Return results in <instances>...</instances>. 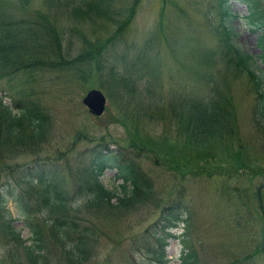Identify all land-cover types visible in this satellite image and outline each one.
I'll return each instance as SVG.
<instances>
[{"label": "rangeland", "instance_id": "374dc122", "mask_svg": "<svg viewBox=\"0 0 264 264\" xmlns=\"http://www.w3.org/2000/svg\"><path fill=\"white\" fill-rule=\"evenodd\" d=\"M29 1L21 7L12 0L16 14L26 20L35 10H46L67 53L32 83L21 75L0 76L5 102L13 103L18 89L31 88L49 117L38 139L26 122H20L25 131L21 141L0 138V187L8 177L10 186L19 184L25 192L44 191L41 185H27L16 171L31 175L38 164L34 169L28 164L52 160L56 165L49 168L64 178L66 191L72 193L74 179L88 171L95 154L126 151L151 175L154 191L128 211L85 210L96 243L92 255L79 264L156 263L157 251L144 245L142 235L148 231L145 235L152 237L153 224L165 208L178 203L186 209L188 222L163 227L169 233L162 240L161 264H181L186 241L195 248L196 264H227L252 250L264 238V133L253 121L259 94L254 77L224 54L221 39L230 27L235 43L254 54L257 65L252 67L264 78V56L258 55L264 27L249 21L259 20L264 0H113L109 19L93 21H80L68 9H46L44 0ZM226 8L230 15L223 14ZM251 10L254 14L246 17ZM93 52L99 54L98 68L95 58L90 59ZM107 62L116 65L115 78ZM213 83L233 104L238 136H174L175 120L163 119L161 106L173 93L176 100L206 95ZM91 87L106 96L100 114L82 103ZM110 163L98 180L106 182L113 175ZM5 207L18 216L13 202L8 200ZM13 223L19 227L23 221L17 217ZM4 224L0 219V229ZM19 235L13 239L0 233V264H42L28 258L22 240L15 244L26 229ZM54 239H48L43 264H68L61 258L66 256L64 243ZM259 256L255 264H264Z\"/></svg>", "mask_w": 264, "mask_h": 264}, {"label": "trees", "instance_id": "16d2710c", "mask_svg": "<svg viewBox=\"0 0 264 264\" xmlns=\"http://www.w3.org/2000/svg\"><path fill=\"white\" fill-rule=\"evenodd\" d=\"M6 1L0 0V76L9 78L21 75L24 80L25 77L27 78L25 82L32 83L38 80L45 68L60 64V59L67 53L61 46L62 36L52 25L54 20L48 17L49 13H46V10H35L30 18L24 20L23 16L19 17L16 14L12 0L8 3ZM15 1L21 7H26L30 2L29 0ZM44 1L46 9H53L54 12L68 9L80 21H93L96 18L109 19L111 13H114V10H111L113 0ZM223 12L224 15L231 14L227 8ZM253 14L254 11L251 10L246 17ZM258 19H249V21L254 25L264 27V10L258 11ZM125 22L124 19L120 25L124 26ZM261 36L263 39L262 52L258 55L264 56V33ZM221 43L225 48L224 54L227 58H231L235 64L254 77L255 90L259 94V99L253 110V121L256 122L261 133H264V78L259 74V70L256 72L252 67L257 65L255 56L235 43L230 27L225 37L221 39ZM86 52H88L87 49L84 50V53ZM98 55L97 52L94 55L90 54V59L95 58V68H98L100 64ZM106 65L112 74L111 77L115 78L116 65L109 62ZM121 79H124V76H121ZM161 116L166 120H175L171 127L176 137L186 136L196 140H212L238 136V124L233 104L230 98L228 99L224 93H221L219 86L215 83L203 96L176 100L174 93L171 94L170 99L165 101L163 107L161 106ZM20 122H26L28 129L37 139L40 138L42 130L49 122L45 106L40 98L34 96V90L31 88L18 89V96L13 99V103H7L0 97V138L8 142L16 139L21 141L25 131L20 128ZM0 142L3 141L0 139ZM126 154L129 153L121 150L95 154L89 162L88 171L83 170L74 179L75 186L72 193L66 191L64 178L58 177L54 169L49 168L56 165L52 160H40L36 161V164H28L27 167L31 169L38 164L31 175V172H24L25 170L20 174L16 171L18 177L27 185H41L45 190L25 192L19 184H13L15 187L10 186V179L7 177L8 180H4L1 183L2 188L0 187V210L2 211L0 219L5 222L0 233L14 239V237H20L21 229L25 228L26 236L15 244L22 240V248L28 258L35 262H42V264L46 262L44 249L48 248V239L53 240L55 237V241L60 244L64 243L63 249L66 256L61 258L68 264H79L92 255L90 250L96 243L92 224L85 216V210L92 211L102 207L115 211H128L142 203L154 191L151 175L146 174L132 159L133 157H129L134 154L128 156ZM110 161L114 163L113 175L109 176L106 182H102L97 179L98 173ZM8 200L17 206L18 216L13 217L8 212L5 207ZM185 214L186 209L181 203L177 206H167L163 215L153 224L156 233L149 237L145 235L148 231H145L142 235L144 245L154 249V252L157 251L156 257L159 260L153 264H161L162 240L164 234L169 233L165 232L163 227L168 228L176 226L179 222H188V217L184 219ZM17 217L23 221L19 227L13 223ZM48 233L51 235L48 236ZM184 248L186 250L183 249L180 254L181 264H196L193 244L186 241ZM259 255L264 256V238L252 250L227 264H255L257 259L261 258Z\"/></svg>", "mask_w": 264, "mask_h": 264}, {"label": "water", "instance_id": "95a60500", "mask_svg": "<svg viewBox=\"0 0 264 264\" xmlns=\"http://www.w3.org/2000/svg\"><path fill=\"white\" fill-rule=\"evenodd\" d=\"M82 102L88 107L90 112L100 114L105 107V95L100 89L91 87L83 95Z\"/></svg>", "mask_w": 264, "mask_h": 264}]
</instances>
